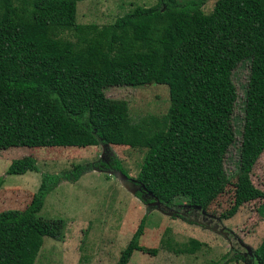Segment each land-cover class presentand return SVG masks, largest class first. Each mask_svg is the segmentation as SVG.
Here are the masks:
<instances>
[{
	"label": "trees",
	"instance_id": "trees-1",
	"mask_svg": "<svg viewBox=\"0 0 264 264\" xmlns=\"http://www.w3.org/2000/svg\"><path fill=\"white\" fill-rule=\"evenodd\" d=\"M77 1L0 0V149L126 145L143 149L142 161L130 177L106 149L94 163L39 172L25 207L0 211V264H32L43 238L61 236L62 219L36 213L48 192L87 171L118 173L141 203L177 216L188 210L179 200L204 208L229 182L224 157L235 140L237 98L231 73L243 61L248 74L227 213L260 196L248 175L264 148V0H215L208 14L198 0H155L102 25L77 23ZM147 83L167 86L159 117L132 122L127 103L103 93ZM30 170L37 171L32 156L12 159L0 183ZM144 220L117 264L145 250L138 243ZM250 258L264 264V235Z\"/></svg>",
	"mask_w": 264,
	"mask_h": 264
},
{
	"label": "rangeland",
	"instance_id": "rangeland-1",
	"mask_svg": "<svg viewBox=\"0 0 264 264\" xmlns=\"http://www.w3.org/2000/svg\"><path fill=\"white\" fill-rule=\"evenodd\" d=\"M198 1L202 13L211 12L215 0ZM154 3L155 0H79L75 21L107 24L134 6ZM247 74L246 61L239 63L231 73L237 98L230 120L235 140L224 157L229 182L204 208H190L179 200L180 208L188 210L177 216L158 204L141 203L133 195L131 183L111 170L87 171L77 181L63 182L45 195L36 216L60 218L64 226L59 238H43L32 264H117L121 250L142 216L145 220L138 243L145 250H133L127 264H214L219 260L218 264H254L245 247L251 253L264 235V148L248 175L260 196L227 213L233 202ZM103 93L108 98L124 100L132 122L149 116L159 117L168 106V90L163 84L111 86ZM106 149L115 155L125 172L134 177L144 150L126 145L0 149V175L12 159L25 155L32 156L37 167V171L5 175L0 183V211L24 208L39 184V172L54 173L69 170L75 164L94 163L104 158ZM214 224L227 236L213 229Z\"/></svg>",
	"mask_w": 264,
	"mask_h": 264
},
{
	"label": "water",
	"instance_id": "water-1",
	"mask_svg": "<svg viewBox=\"0 0 264 264\" xmlns=\"http://www.w3.org/2000/svg\"><path fill=\"white\" fill-rule=\"evenodd\" d=\"M113 172V171H112ZM115 173V172H114ZM115 174H118V173H115ZM118 175H120V174H118ZM120 176H122V175H120ZM123 177V176H122ZM123 180H124V178H123ZM156 204V203H155ZM171 213V212H170ZM213 229H216L220 234H222V236H224V237H226L227 236V233L225 232V231H223L221 228H218L217 227V225H213V227H212ZM246 248V251L248 252V254H251L250 253V251L247 249V247H245Z\"/></svg>",
	"mask_w": 264,
	"mask_h": 264
}]
</instances>
